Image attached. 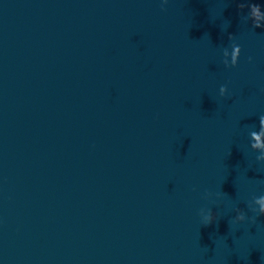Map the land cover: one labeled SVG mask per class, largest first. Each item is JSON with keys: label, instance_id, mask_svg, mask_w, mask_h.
<instances>
[{"label": "water", "instance_id": "1", "mask_svg": "<svg viewBox=\"0 0 264 264\" xmlns=\"http://www.w3.org/2000/svg\"><path fill=\"white\" fill-rule=\"evenodd\" d=\"M164 9L0 0V264H264V0Z\"/></svg>", "mask_w": 264, "mask_h": 264}, {"label": "clouds", "instance_id": "2", "mask_svg": "<svg viewBox=\"0 0 264 264\" xmlns=\"http://www.w3.org/2000/svg\"><path fill=\"white\" fill-rule=\"evenodd\" d=\"M167 3V0H161V10L164 11V5ZM236 215L232 219V223H239L243 222L246 219V215L243 211H241L239 208L235 209ZM257 216H264V209H261L260 211L254 212ZM216 222V216L213 214L211 210H208L207 216L204 217V219L201 221L202 225L207 227L211 224Z\"/></svg>", "mask_w": 264, "mask_h": 264}]
</instances>
